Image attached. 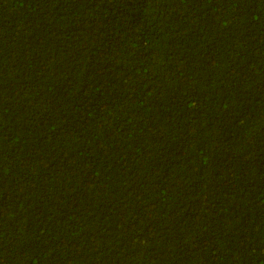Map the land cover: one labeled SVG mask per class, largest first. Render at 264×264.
I'll return each mask as SVG.
<instances>
[{
    "label": "trees",
    "instance_id": "1",
    "mask_svg": "<svg viewBox=\"0 0 264 264\" xmlns=\"http://www.w3.org/2000/svg\"><path fill=\"white\" fill-rule=\"evenodd\" d=\"M0 264H264V0H0Z\"/></svg>",
    "mask_w": 264,
    "mask_h": 264
}]
</instances>
